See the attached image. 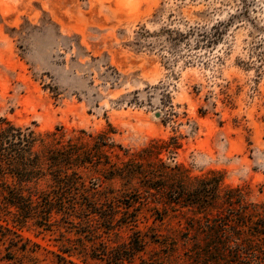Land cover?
Listing matches in <instances>:
<instances>
[{
    "label": "rangeland",
    "instance_id": "rangeland-1",
    "mask_svg": "<svg viewBox=\"0 0 264 264\" xmlns=\"http://www.w3.org/2000/svg\"><path fill=\"white\" fill-rule=\"evenodd\" d=\"M2 119L63 127L66 140L110 132L118 164L156 146L152 161L181 164L189 183L218 177L264 204V0H0ZM100 184L136 195L120 179ZM138 197L146 249L132 259V227L104 234L108 251L93 254L85 229L0 211L20 235L0 241V264H190L193 214L156 217Z\"/></svg>",
    "mask_w": 264,
    "mask_h": 264
},
{
    "label": "trees",
    "instance_id": "trees-1",
    "mask_svg": "<svg viewBox=\"0 0 264 264\" xmlns=\"http://www.w3.org/2000/svg\"><path fill=\"white\" fill-rule=\"evenodd\" d=\"M74 133L66 140L63 127L40 134L0 121V211L13 215V221H39V227L62 221L85 229L93 254L108 251L104 234L132 227L129 244L122 246L132 259L146 249V239L134 229L142 195L154 205L156 217L182 209L198 218L190 221L183 241L190 264H264L263 203L245 202L239 188L222 189L218 177L189 183L181 164L172 167L157 157L152 161L162 150L156 146L118 164L108 153L115 148L110 132ZM94 174L99 176L95 180ZM114 179L122 180L135 197L100 184ZM19 237L0 224V241L18 244ZM116 264H124L123 259Z\"/></svg>",
    "mask_w": 264,
    "mask_h": 264
}]
</instances>
